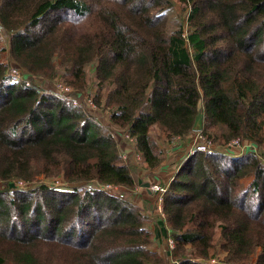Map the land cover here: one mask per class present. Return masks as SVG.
<instances>
[{
  "label": "trees",
  "instance_id": "obj_1",
  "mask_svg": "<svg viewBox=\"0 0 264 264\" xmlns=\"http://www.w3.org/2000/svg\"><path fill=\"white\" fill-rule=\"evenodd\" d=\"M0 31V264H164L150 218L102 186L155 178L162 148L199 121L223 149L172 169L170 264H264V0H0ZM36 78L88 97L108 123ZM112 133L138 161L122 162ZM232 141L249 150L231 155Z\"/></svg>",
  "mask_w": 264,
  "mask_h": 264
},
{
  "label": "rangeland",
  "instance_id": "obj_2",
  "mask_svg": "<svg viewBox=\"0 0 264 264\" xmlns=\"http://www.w3.org/2000/svg\"><path fill=\"white\" fill-rule=\"evenodd\" d=\"M173 14L175 15L176 19H178L180 22H182V24H185L186 16H187V10H185V11L181 10L180 5L178 3H175V2L173 4ZM0 41H1L2 48L5 49V47L7 46L8 42L6 40V36H4V33H0ZM4 49L0 52V62L6 64V63H8V57H7V52ZM12 66H15V65H12ZM35 81L38 83V88H40L41 91L59 93L56 88H57L58 85H61V82H59V81L58 82H48L46 80L39 79V78H36ZM12 82L16 83L17 81L13 79ZM92 89H94L93 85L90 86V90H92ZM77 100L82 102L84 107H86L88 109V111H91V114H93V116H95L96 119L100 123H102V124L108 123L106 118H104L102 116V114L99 112V110L96 109L95 106H93V104L90 102L88 97L86 98V96H82L81 99L78 98ZM261 135H264V129L262 130ZM122 139L127 142V140H125L124 137ZM191 139H192V136H191ZM191 139H188L187 141H184V143H181L180 146H179V144L173 143V144H171V145H169V146H167L165 148H162V150L164 152H166V160H165V162H167L168 160L174 161V162H171L169 170H172L173 168H175L177 163L179 161L181 162V160H183L187 156V153H188L189 149L192 146L191 145ZM127 145H130V144L127 142ZM244 145H248V143H245ZM224 146L226 147V145H224ZM130 147H131V145H130ZM172 147H176V148H174L172 151H170V148H172ZM215 148L216 149H223V147H221V146H219L217 144H216ZM232 148L233 149H232V152H230V154H244V153H247L246 148H244V146L232 147ZM176 155H178V158H177ZM121 157H122V162H124V163H127L128 160L130 159V158L127 157L126 154H122ZM169 175H170V173H169ZM165 176H167V175H165ZM144 180H146V178ZM40 181H44V180L42 178H39V180L35 181V183H38ZM15 183H18V182L14 181L12 183V184H14V187H16ZM35 183H29L28 185L32 186V185H35ZM44 183H46L48 186H51V187L52 186L60 187V185H61L60 180H55V183H52L50 181H44ZM144 183H149V182L146 181ZM157 183H159V182L158 181L157 182L156 181L151 182V183H149V187H151L152 185L157 184ZM4 186L5 185L0 183V188H3ZM23 187H25V186H23ZM149 187L148 188H144L143 185L141 186V184H139V186L137 184V187L135 189H131V188L127 189L125 187H120V188H118V190L112 192L111 194L112 195H116V196H118L120 198H123V199H129L127 194L132 193V192H134V193H137V192L138 193L139 192L140 193L141 192L145 193V189H146L148 192L154 194L153 196L155 198L154 201L156 202L155 203V208H156L157 196H156L155 193H153L149 189ZM155 214H158V213H154V215ZM166 239H167L166 237L165 238L160 237V238L156 239V241L154 239V250L157 251L161 257L164 258V264H170V260H169L170 258L168 256H166V251L168 249V246H167V243H166ZM211 254L214 255L216 261H220L224 257V254L222 253L221 249L219 248V244L218 243H217V247L212 251ZM253 261H254V259H253Z\"/></svg>",
  "mask_w": 264,
  "mask_h": 264
},
{
  "label": "built area",
  "instance_id": "obj_3",
  "mask_svg": "<svg viewBox=\"0 0 264 264\" xmlns=\"http://www.w3.org/2000/svg\"><path fill=\"white\" fill-rule=\"evenodd\" d=\"M0 33H2V31H0ZM13 64H10V68H9V73L8 76L13 80H16L17 82H21L23 83L25 86H30V84L32 83V78L31 77H25V73L22 72L20 69H18V67L16 66H12ZM57 91L59 93H54V92H50L52 94H55L57 96H61V94L65 97H75V98H79L77 97L76 94L73 93V91L65 86L62 85H58L57 86ZM48 92V91H47ZM115 139L117 137H121L119 134H111ZM192 139H191V148L189 149L187 156L194 154L196 152H201V153H205V154H211L215 151H217L218 149L215 148L214 144L212 143L211 140L207 139L202 133L201 131H196L194 132L192 135ZM123 137L131 144H133V140L127 135L124 134ZM174 142H172L173 144ZM229 148L232 147H238V141H232L229 145ZM186 156V157H187ZM172 176L170 177V179L168 180V182L164 185H161L159 183L152 185L151 187H149V189L156 194L157 196V204H156V212L158 213L157 215L161 218L164 219V214L162 212V203H163V195L167 190L168 185L170 184V182L173 181V177L174 175L171 174ZM14 185V184H13ZM16 187L18 188H22L23 186H29L27 183H22V182H18L15 183ZM57 186V185H56ZM102 188L107 191L108 193H112L116 190H118V188L120 187H116L113 185H103ZM168 249H172L174 246V243L171 239H167L166 240ZM167 249V250H168Z\"/></svg>",
  "mask_w": 264,
  "mask_h": 264
},
{
  "label": "crops",
  "instance_id": "obj_4",
  "mask_svg": "<svg viewBox=\"0 0 264 264\" xmlns=\"http://www.w3.org/2000/svg\"><path fill=\"white\" fill-rule=\"evenodd\" d=\"M123 137H117L115 139L116 141V144H117V148L119 150V153L122 155V154H126L128 158H133V159H136L138 161V157L134 154V150H133V144L128 143L131 145H127V142L124 141L122 139ZM126 140V139H125ZM247 150H249L248 148H246ZM233 156H237L239 154H231ZM124 156V155H123ZM170 160H168L167 162H165L163 164L166 165ZM162 166V167H163ZM161 167V170H159L156 174V177H146V171L143 170V169H140L138 170L137 174H136V181H137V184L139 186V184H141V186L144 184V182L148 181L149 183L151 182H154V181H158L161 185H164L168 182V180L170 179V177L172 176V170H169V168L167 167H164L162 168ZM170 173V175H169ZM167 176H165V175ZM146 178V180H144ZM143 192H137V193H129L127 194L128 197H129V201L131 203H133L134 205H136L140 211L146 215L147 217L150 218V231L153 233L154 235V238H155V241L156 239L162 237V238H165L167 236V233L166 231L168 230L166 225L164 224V221L163 219H161L157 214L154 215V213H157L156 212V208H155V201H154V194L148 192L146 189H145V193ZM143 199V200H142ZM167 229V230H166ZM165 241V240H164ZM166 255H167V251H166ZM168 256V255H167ZM169 257V256H168Z\"/></svg>",
  "mask_w": 264,
  "mask_h": 264
},
{
  "label": "water",
  "instance_id": "obj_5",
  "mask_svg": "<svg viewBox=\"0 0 264 264\" xmlns=\"http://www.w3.org/2000/svg\"><path fill=\"white\" fill-rule=\"evenodd\" d=\"M196 131H201L200 121L196 124V128H195L194 132H196ZM143 187L144 188H148L149 187V183H144Z\"/></svg>",
  "mask_w": 264,
  "mask_h": 264
}]
</instances>
